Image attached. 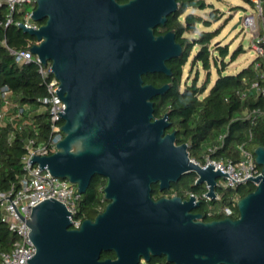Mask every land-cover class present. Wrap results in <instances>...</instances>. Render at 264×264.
<instances>
[{"label":"water","instance_id":"obj_1","mask_svg":"<svg viewBox=\"0 0 264 264\" xmlns=\"http://www.w3.org/2000/svg\"><path fill=\"white\" fill-rule=\"evenodd\" d=\"M178 9V0H37L31 18L45 23L19 25L41 41L27 50L51 63L66 105L58 112L64 138L57 152L35 153L30 163L81 195L95 175L108 179L106 208L78 229L53 198L33 207L26 224L37 252L28 264H147L156 256L173 264H264V146L255 150L261 175L245 179L256 189L239 199L236 219L206 221L195 213V196H152L153 185L169 190L195 173L196 185L206 184L214 199L218 179L230 177L192 162L188 144L176 143V131L166 133L169 115L154 116L153 99L172 85L156 87L144 77L172 76L167 62L184 54L175 31L156 33ZM104 252L116 258L102 259Z\"/></svg>","mask_w":264,"mask_h":264},{"label":"trees","instance_id":"obj_2","mask_svg":"<svg viewBox=\"0 0 264 264\" xmlns=\"http://www.w3.org/2000/svg\"><path fill=\"white\" fill-rule=\"evenodd\" d=\"M129 0H120L121 3ZM250 2V0H245ZM179 9L170 15L164 26L156 29L157 34H165L175 31L176 40L184 48V54L179 58H173L167 62L172 70V76L157 73L144 77L146 83L156 87L171 84V88L161 96L153 99L155 104V118H163L169 115L172 126L166 133L176 131L178 145L190 144L189 153L192 158L204 162V157L209 146L216 143L219 135L226 134L220 149L211 155L213 159H240L239 146L244 145L255 157V150L264 146V117L246 118L245 113L255 108H262V98L249 97L242 100L237 92L246 85L256 81L263 82L261 73L255 65L258 58L236 75H223L227 68L224 59L229 55V47L218 46L220 56L215 57L210 50L211 42L217 34L204 31L198 39L191 41L186 33L194 32L197 25L202 24L206 28L212 21H219V10L212 9L209 13L210 20L190 12V10H206L209 5L205 0H178ZM251 3V2H250ZM7 9H0V91L8 88L11 92V100L19 106L30 107L35 113L34 122L30 125H22L16 128L12 124L0 125V193H8L18 189L20 181L26 174L23 157L27 153L26 144L29 139H35L36 143L49 138L51 135L50 114L42 109L43 100L48 96L47 80L39 72V66L35 63H18L16 58L3 44L14 50L26 49L28 44L36 41V38L21 30L16 24L5 26ZM44 24L45 21L40 22ZM264 33V26H263ZM200 49L193 57L192 64H202L210 74L212 62L218 69L219 77L213 87L209 89L211 80L208 78L199 86L198 73L191 84L182 87L184 68L187 65L194 48ZM240 46L232 55L231 62L244 53ZM53 76V74L51 75ZM209 89V90H208ZM262 171V167L259 166ZM197 175L188 173L182 176L180 181L172 184L169 190L160 191L159 185H153L152 196L158 200L163 197H171L173 193L183 199H189L190 194L197 196L201 206L196 213H202L206 221L224 219L226 216L219 212L225 206H232L234 198H243L255 191L256 185L249 182L238 186L236 189H217L220 200H206L203 198L207 190L204 186L196 185ZM108 179L101 175H95L88 188V192L82 195L78 205L76 218L82 222L87 219H95L104 211L108 204L104 189ZM236 211L239 214L238 206ZM15 234L9 229L4 220L2 203L0 202V255L12 249L16 240ZM102 259H115L114 252H104ZM147 264H173L169 263L166 256L153 257Z\"/></svg>","mask_w":264,"mask_h":264},{"label":"built area","instance_id":"obj_3","mask_svg":"<svg viewBox=\"0 0 264 264\" xmlns=\"http://www.w3.org/2000/svg\"><path fill=\"white\" fill-rule=\"evenodd\" d=\"M250 2L255 13L246 15L242 20L244 25L252 32L251 47L256 54V58L259 59L255 67L260 71L263 82L256 81L246 85L237 94L242 100L256 97L262 98L264 101V0H250ZM3 7L7 9L6 27L12 24L19 26L22 23L26 27L40 29L43 25L31 18L33 11L37 9V0H0V9ZM40 43L41 41L36 39V41L28 44V48L14 50L7 46L6 41L3 42L18 63L37 64L40 74L47 80L48 96L43 100L42 109L49 111L51 135L38 144L32 138L27 141V153L23 157L26 174L21 179L19 188L13 189L8 193H0L4 220L17 237L12 249L0 255V264H28L27 260L35 256L37 250L29 237L31 229L26 222L31 217L33 207L46 199L53 198L65 205L67 210L71 212L72 228L78 229L82 224V221L76 218L78 205L82 198L78 187L66 179L52 175L48 170H40L38 164L30 163L35 153L39 156H51L56 153L58 150L57 144L64 138V133L61 129L64 120L59 116L58 112H63L66 105L56 93L60 82L53 74L51 63L44 65L37 55L27 50L32 48L33 45H40ZM52 74L53 76H51ZM11 95L12 92L7 87L0 91V125L12 124L16 128H21L22 125H31L34 122L32 117L35 112L30 107L19 106L14 103L11 100ZM245 117H264V106L246 112ZM225 137L226 134L219 135L216 143L209 146L208 152L210 154L216 153L224 142ZM189 148L190 144H188V151ZM239 150L240 159L237 161L230 158L213 159L210 154L205 155L204 162L191 156L190 158L192 162L203 168L213 164L215 171L219 168L224 173H229L230 177L226 176L222 184L218 182V186L226 190L236 189L240 185L249 183L250 179L245 180L249 176L255 178L261 175L259 165L253 154L244 145L239 146ZM173 196H177V194L173 193L171 197ZM191 196L195 195L190 194ZM195 197L197 201H200L197 196ZM220 197L218 191H216L214 199L208 198L206 194L203 196L206 200H220ZM238 201V198H234L231 207L225 206L219 212L223 213L226 218H238L239 214L235 209L238 206Z\"/></svg>","mask_w":264,"mask_h":264},{"label":"rangeland","instance_id":"obj_4","mask_svg":"<svg viewBox=\"0 0 264 264\" xmlns=\"http://www.w3.org/2000/svg\"><path fill=\"white\" fill-rule=\"evenodd\" d=\"M205 2L209 5V8L206 10H190V12L203 17L205 20H210L209 13L212 9H216L220 12V20L218 22L212 21L209 28L199 24L197 25L196 31L188 32L186 33V36L193 42L198 39L204 31L216 33L217 37L213 39L210 45L212 55L215 57L220 56L219 51H215L218 46L229 47V55L224 59V61L227 63V68L223 72V75H236L243 69L247 68L254 61L256 54L251 47L253 40L251 30L244 25L243 20L238 28H235V26L238 24L240 19L255 12L251 3L245 0H205ZM240 46L244 48L245 52L242 53L236 61L231 62V55ZM199 49L200 46L194 48L192 56L184 68L182 87H185L186 84H191L195 80L197 73V83L199 86H202L208 78L209 73L203 68L202 64H192L193 57ZM209 77L211 80L209 89H211L219 77L218 69L213 62ZM224 181V178L218 179L220 184H222ZM201 186H204L208 191L206 184Z\"/></svg>","mask_w":264,"mask_h":264},{"label":"flooded vegetation","instance_id":"obj_5","mask_svg":"<svg viewBox=\"0 0 264 264\" xmlns=\"http://www.w3.org/2000/svg\"><path fill=\"white\" fill-rule=\"evenodd\" d=\"M184 200H187V199H184ZM196 213V212H195Z\"/></svg>","mask_w":264,"mask_h":264}]
</instances>
